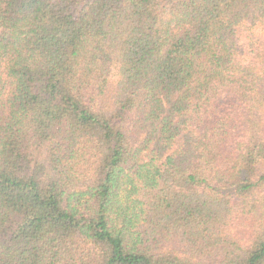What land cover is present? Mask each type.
Here are the masks:
<instances>
[{"label": "trees", "instance_id": "1", "mask_svg": "<svg viewBox=\"0 0 264 264\" xmlns=\"http://www.w3.org/2000/svg\"><path fill=\"white\" fill-rule=\"evenodd\" d=\"M0 264H264V0H0Z\"/></svg>", "mask_w": 264, "mask_h": 264}]
</instances>
